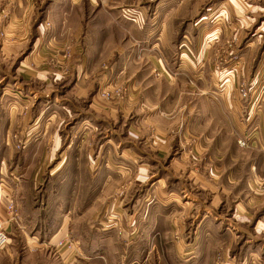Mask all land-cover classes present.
<instances>
[{
    "label": "crops",
    "instance_id": "0c3cea01",
    "mask_svg": "<svg viewBox=\"0 0 264 264\" xmlns=\"http://www.w3.org/2000/svg\"><path fill=\"white\" fill-rule=\"evenodd\" d=\"M145 13L135 0L125 6L116 4V0H0V28L6 26L3 39L6 43L0 47V57L16 56L35 40L37 57L41 58L21 62L18 70L22 76L13 82L16 88L25 86L28 94L21 98L22 89H15L9 112L3 114L0 110V220L9 236L8 244L0 251V264H194L199 258L203 264H212L214 257L210 253L215 246L224 248L226 256L232 249L237 262L231 260L228 264H247L259 258L264 262V219H258L252 230L240 226L242 230L236 232L241 236L250 233L243 244L233 236L231 227L199 226L201 248L196 250L195 228L186 224L195 214L188 206L168 211L114 209L115 205H110L120 221L103 228L96 225L99 196L105 192L103 199L108 205L115 191L109 186L120 181L114 176L111 160H106L99 169L104 148L95 137L99 125L108 130L113 124L116 110L100 98L98 87L106 83L127 87L126 98L116 104L128 113L134 107L136 115L146 123L158 121L155 135L159 141L154 146L162 155L171 146V141L165 139L164 128L177 125L180 117L177 110L174 114L168 112V106L171 111L172 105H180L178 80L182 77L172 76V66L161 60L175 52L174 46L179 48L175 45L178 13L170 18L155 16L154 20L160 19L157 34L148 32ZM47 21L53 25L51 29L44 27ZM66 51L70 54L68 60ZM143 59L146 62L141 63ZM157 70L160 75L154 73ZM60 88L65 91L58 94ZM89 98L90 111L94 112L77 116L79 105ZM207 101L204 98L203 103ZM16 102L23 109L26 107L23 114H19ZM161 106L167 111L156 113ZM262 116L263 111L256 112L257 118ZM259 127L260 121L254 131ZM128 135L131 137L130 131ZM20 141L22 147L17 148ZM234 153H238L242 162V151ZM207 158L210 159V154ZM213 161L210 173L212 179L219 180L223 170L221 158L214 155ZM171 162L172 168H168L174 172L189 168L186 157ZM145 164L139 165L135 177H122L128 189L132 181L146 178ZM16 173L22 177L8 179L9 174ZM161 182L165 183L164 178ZM99 185L106 187L101 190ZM7 193L12 194L17 205V220H8ZM218 197L216 194L212 197V205L205 210L204 217L214 212L216 201L221 200ZM250 207L247 202L241 203L231 220L237 224L241 216L247 215L254 220ZM130 217L135 220L126 224ZM148 235L153 238L149 244ZM63 238L73 241L70 248L59 247ZM159 249L168 250L166 257ZM186 251L190 257L183 256Z\"/></svg>",
    "mask_w": 264,
    "mask_h": 264
},
{
    "label": "rangeland",
    "instance_id": "374dc122",
    "mask_svg": "<svg viewBox=\"0 0 264 264\" xmlns=\"http://www.w3.org/2000/svg\"><path fill=\"white\" fill-rule=\"evenodd\" d=\"M129 1L134 0H116V4L125 6ZM135 1L137 6L145 9L148 19L147 29L153 34L159 33L160 19L165 16L170 18L172 14L178 13L175 20L177 31L175 45L179 48L174 46L175 52L169 53L167 58L163 57L161 60L165 65L172 66L173 71L170 73L172 76L182 77V80H178L180 105L178 107L172 105L171 111L168 106V112L174 114L177 110L180 117L177 125L170 124L172 127L164 128L166 131L164 135L167 136L165 139L171 141V146L167 148L168 153L162 155L161 151L157 150L158 147L154 146L155 142L159 141L155 135L158 121L146 123L136 115L134 107H130L128 113L116 104L126 98L127 87L124 84L111 85V83L98 87L100 98L108 104L107 106H113L116 110L115 119L108 130L103 129L105 128L101 124L103 121L100 120L101 123H99L101 125L95 139L104 148L100 155L99 169L106 160H111L114 176L120 181L114 186H109L115 191L113 199L109 197L108 205L103 199L106 193L99 196L96 225L103 228L116 225L120 221L118 216L113 215L110 205H115L114 209L143 208L168 211L176 208L184 209V206H188L195 214L194 217L186 220V224L195 228L193 234L198 241L195 250L196 247L201 248L199 242L202 234L198 230L202 228L198 227L204 224L220 225L221 228L226 229L231 227L233 236L239 238L243 244L248 241L245 238L250 233L241 236L236 232L242 230L240 226H247L248 230H252L258 219H264V199H260L264 196V151L262 149L264 147V116L256 117V112H264V0ZM160 2H162L161 6H158ZM171 6L173 7L170 8ZM155 16L160 19L154 20ZM150 23L153 25L149 26ZM52 26L48 21L44 25L46 29H51ZM5 27L3 25L0 28V47L6 43L3 40L6 37ZM67 50H69L68 47ZM183 50L187 51L183 52ZM69 51L65 54L67 60L70 56ZM37 55L38 48L35 46V40H31L22 53L9 58L0 57V110H3V114L9 112L8 107L14 100L12 94L16 92L15 89H22L19 96L26 98L28 91L25 86L16 88L13 80L18 81L22 76V74L19 76L20 70H18L21 62L41 59ZM72 59L73 56L70 57L71 64ZM143 62H146V59L141 61ZM154 73L160 75L158 70ZM59 91L63 93L65 89L60 88L56 92ZM204 98L208 100L206 104L203 103ZM89 99L82 102L81 106L79 105L80 111L76 110L77 116L85 117L94 112L92 109L90 111L91 98ZM15 104L19 114H23L21 104L17 102ZM161 108L156 109V113L167 111L164 106ZM23 110L26 111V107ZM71 112H74V109ZM254 121L256 124L260 121L262 126L256 131H254L256 125H253ZM129 131L131 137L128 135ZM243 131L245 134L242 133ZM159 139L163 138L159 137ZM240 139L246 140V145L242 146ZM107 150L112 153L106 152ZM234 151H242V162L240 156L238 158V153L235 154ZM209 154L210 159L207 158ZM214 155L221 158L223 166L222 177L219 180L212 179L213 176L210 173L213 171L210 168H213L215 163ZM234 155H237L236 159ZM181 157L187 158L189 168L178 172L172 171L171 161ZM257 160L259 162L256 163ZM142 163H146L145 166L148 168L146 178L144 177L143 181H132L128 189V186L123 184L122 177L127 175L131 178L135 177ZM188 173L191 174L189 177ZM17 176L22 177L16 173L9 174L8 179ZM162 178L165 183H160ZM104 187L106 186L99 185L101 190ZM123 189H125L124 194ZM215 194L221 200L216 201L214 212L209 217H204L205 210L211 207V199ZM170 198L173 199L170 200ZM244 202L251 204L252 207L249 210L253 211L255 219L252 220L248 215L241 216L239 218L241 220L236 224L231 219L234 213H238L241 203ZM132 219L135 220V218H128L129 221L126 224L132 223ZM189 235H192V231ZM151 238L152 235H148V244L153 240ZM68 239L71 238L68 237ZM72 243V240L67 241L63 238L59 241V247L70 248ZM231 250L229 249L226 256L224 248L218 249L215 246L210 253L212 258L214 257L212 264L237 262ZM154 251L158 256L157 250ZM159 251L166 257L165 252L168 250L159 249ZM187 253L188 251L183 256L190 257L191 255ZM252 261L247 264H264L262 258ZM194 264H203L201 258L196 259Z\"/></svg>",
    "mask_w": 264,
    "mask_h": 264
},
{
    "label": "built area",
    "instance_id": "2783aa9c",
    "mask_svg": "<svg viewBox=\"0 0 264 264\" xmlns=\"http://www.w3.org/2000/svg\"><path fill=\"white\" fill-rule=\"evenodd\" d=\"M241 143L242 146L246 145L247 141L240 139L239 141ZM17 148H21L22 147V141L18 142V144L16 145ZM17 179H19L20 177L17 176ZM17 185V184H16ZM7 198V203L5 205L6 208V212L8 214V220H17L19 217V212H18V208L17 205L13 199L12 194H6L5 195ZM9 241V236L8 233L5 229V225L4 222L2 220H0V251L3 250L5 248V246L8 244ZM60 244H62V242H60Z\"/></svg>",
    "mask_w": 264,
    "mask_h": 264
}]
</instances>
